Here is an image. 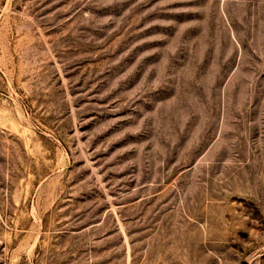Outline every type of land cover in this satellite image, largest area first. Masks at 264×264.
I'll list each match as a JSON object with an SVG mask.
<instances>
[{
    "label": "rangeland",
    "instance_id": "rangeland-1",
    "mask_svg": "<svg viewBox=\"0 0 264 264\" xmlns=\"http://www.w3.org/2000/svg\"><path fill=\"white\" fill-rule=\"evenodd\" d=\"M0 264H264V0H0Z\"/></svg>",
    "mask_w": 264,
    "mask_h": 264
}]
</instances>
